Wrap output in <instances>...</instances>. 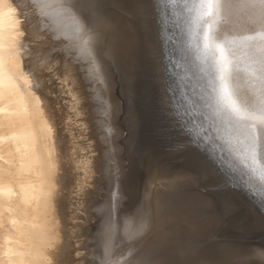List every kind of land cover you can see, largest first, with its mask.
Listing matches in <instances>:
<instances>
[{"label": "rangeland", "instance_id": "rangeland-1", "mask_svg": "<svg viewBox=\"0 0 264 264\" xmlns=\"http://www.w3.org/2000/svg\"><path fill=\"white\" fill-rule=\"evenodd\" d=\"M168 2L17 0L65 139L57 264H264V202L191 122Z\"/></svg>", "mask_w": 264, "mask_h": 264}, {"label": "bare ground", "instance_id": "bare-ground-1", "mask_svg": "<svg viewBox=\"0 0 264 264\" xmlns=\"http://www.w3.org/2000/svg\"><path fill=\"white\" fill-rule=\"evenodd\" d=\"M167 2L166 7H176L177 0ZM185 2L187 10L178 9L173 22L185 47L179 78L190 86L183 103L209 152H230V170L264 196V6L250 0ZM24 16L17 0H0V208L9 205L6 221L16 230L4 237L0 264H57L55 249L68 231L59 202L65 174L62 136L29 58Z\"/></svg>", "mask_w": 264, "mask_h": 264}, {"label": "water", "instance_id": "water-1", "mask_svg": "<svg viewBox=\"0 0 264 264\" xmlns=\"http://www.w3.org/2000/svg\"><path fill=\"white\" fill-rule=\"evenodd\" d=\"M184 1L185 0H177V2H176V7H174V15H173V18H172V20H174V18H176V14H177V10L178 9H180V11L182 12V9H184V11L185 10H187V7L186 6H189V5H186V2L184 3ZM188 3V2H187ZM185 7V8H184ZM173 22V21H172ZM176 48H178V47H180V48H178V50H180L179 51V53L181 52V53H183V50L185 49V47H183V44L182 43H180L181 42V39L179 38V37H177V35H176ZM178 38H179V40H178ZM183 41H185V40H183ZM179 44V45H178ZM178 46V47H177ZM179 72H180V74L183 72V68L182 67H180L179 66ZM185 72V71H184ZM185 76V78H187V76L186 75H184ZM182 79H184V78H182ZM184 82H186V80L184 79ZM188 83H184L183 84V94H185V93H190V89H189V87H188ZM231 155H230V152H229V155H228V153L227 154H225V155H220V161H221V163L223 164V165H225L228 169H230V167H229V163H231L230 161H231V157H230ZM231 171L233 172V174H235L238 178H239V180L243 183V185L245 186V187H247V188H249V189H251L252 190V194L256 197L255 199L256 200H258V201H263L264 202V196L263 195H261V194H259L258 193V191L257 192H255L253 189H252V187L251 186H248V185H246V183L244 182V180H243V178H240L239 176V174L240 173H236L235 171H233L232 169H231ZM264 187V186H263ZM263 190H264V188H263Z\"/></svg>", "mask_w": 264, "mask_h": 264}, {"label": "snow or ice", "instance_id": "snow-or-ice-1", "mask_svg": "<svg viewBox=\"0 0 264 264\" xmlns=\"http://www.w3.org/2000/svg\"><path fill=\"white\" fill-rule=\"evenodd\" d=\"M250 2L259 3L260 5L264 6V0H250ZM201 6L204 7V5H201Z\"/></svg>", "mask_w": 264, "mask_h": 264}]
</instances>
